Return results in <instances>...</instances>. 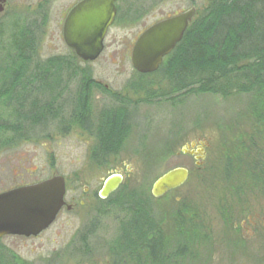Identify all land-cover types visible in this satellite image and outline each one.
<instances>
[{
    "label": "rangeland",
    "instance_id": "rangeland-1",
    "mask_svg": "<svg viewBox=\"0 0 264 264\" xmlns=\"http://www.w3.org/2000/svg\"><path fill=\"white\" fill-rule=\"evenodd\" d=\"M37 1L10 0L11 10L15 12L25 11V18L29 19L30 24L34 21L36 23L38 21ZM73 1L56 0V8L49 18L48 24L41 29H36L35 38L37 42L29 54L18 55L15 50L11 51V33L8 32V27L4 24L8 15H5V20L0 19V90L5 89L6 86L2 87V85H5V81L9 77L26 71L28 66H24L25 64L18 57L24 58L25 63L28 61L31 65L34 63L31 62L33 59H40L41 56V58H50L68 53L58 37L57 26L61 8ZM144 1H146V8L149 5L152 6V11L141 23V28L156 20L173 16L184 10L187 11L192 7H196L198 11L204 10L209 3L206 0ZM141 28L138 26L126 29L114 28L111 31L107 49L90 68L95 78L106 81L115 90L122 89L128 82L139 78V74L135 71L130 59L131 52H126L121 46V42L132 40V37ZM32 69L33 65L30 67L31 72ZM76 69H78L77 73H80V67H76ZM157 79L156 76L148 78L150 81ZM141 97L146 96L142 94ZM251 103L252 96L241 93L228 99L209 94L178 95L171 101L161 100L139 105L135 119L138 130L134 136L137 139L139 137L137 143L140 142L141 144L133 150L128 148L127 150L140 151L141 157L138 156L135 158L137 160L127 164L135 170V173L123 185L130 190L119 191L111 201L112 204L102 205L92 198H83V189L85 187L91 188V191L100 189L104 181L110 176L111 170L117 166L122 167L124 162L97 161L89 158L91 146L80 135L74 138L72 136L76 133L73 132L63 138L54 131L55 133L50 134L51 139L47 138L45 141L36 144L30 143L16 149H10L11 152L5 153L0 158V188L6 187V185L30 184L62 176L66 179L69 200L75 198L77 207L74 211L64 210L51 228L39 239L26 241L19 238H7L0 244V249H8L24 262L31 264H108L109 261L112 264L114 262L113 254H120L122 250H126L130 246L134 248L137 236L140 232L141 234L145 233L146 229L143 227L147 226L154 218L151 207H154L156 202L149 199L151 207L142 208L141 223L137 222L139 212L135 210L137 201L141 197L139 194L142 193L145 198H152L154 183L161 176L176 168L189 170L190 178L184 188L171 195L170 198L174 199V207L180 209L186 203L185 206L197 215L200 211L199 203H202L206 195L210 196L209 191H204L206 187H227L224 172L219 170L218 152L211 153L208 159V166L210 167L208 171L211 172L212 178H209L208 182L203 181L201 183L199 176L203 175V172L201 173L198 169L195 161L188 157L167 155L166 142L177 131L185 130V136H189L194 134L199 126L204 128L206 134H212L216 139L215 146L219 147L221 156L231 151L228 147H221L222 142L231 144L234 135L241 131L251 132L250 124L247 122V115L252 111ZM69 133L70 131L67 135ZM0 139H9V136H5L0 131ZM128 147L133 146L129 144ZM101 149L99 146H94L93 152L99 153ZM163 149L165 150L163 151ZM144 151H146V157H144ZM184 196L185 201L178 202L176 200ZM82 202L84 203L83 206L80 205ZM115 203H117L116 206H114ZM164 203L163 200L160 205L162 204L164 207ZM226 204L228 205L229 202ZM229 211L234 213L232 208ZM137 223L141 226L136 230L135 225ZM226 229L230 231L233 228L228 226ZM124 230H126L125 235L123 234ZM128 232L129 234H127ZM221 233H215V237L217 236L215 244L212 243L211 248H207V252H210L212 257L214 256L208 261L203 255L202 258L199 257L203 249L199 238L197 236H195L196 238L191 237L190 252L185 256V264H205V261H207L206 264H249L251 260L247 259L246 255L238 257V260L235 258L232 262L230 244L234 242L233 237L229 235L230 232L224 236ZM3 254L5 255V253ZM3 254L2 256H4ZM142 256L144 259L148 254L143 253ZM6 257L4 259L10 261L11 256L6 255ZM4 259H1L0 264H9ZM115 259L117 260V258ZM179 260V264H182V259L179 258ZM133 262L132 258L130 264Z\"/></svg>",
    "mask_w": 264,
    "mask_h": 264
},
{
    "label": "flooded vegetation",
    "instance_id": "flooded-vegetation-1",
    "mask_svg": "<svg viewBox=\"0 0 264 264\" xmlns=\"http://www.w3.org/2000/svg\"><path fill=\"white\" fill-rule=\"evenodd\" d=\"M86 1L88 0H74L60 10V19L57 26L58 37L68 53L50 58H41V56L40 59L30 60L32 63L34 62L31 65L28 61L25 63L24 58L18 57L25 64L24 66H28L26 71L9 77L5 81V85H2V87H6L0 90V131L5 136L8 135L9 139H0V158L8 153L10 149H16L30 143L36 144L45 141L47 138L51 139L50 134L54 131L58 132V136L63 138L74 132L76 134L72 137L75 138L80 135L91 146L89 158L97 161L124 162L122 167L117 166L111 170L110 176L121 174L126 178V182L135 173V170L127 164L137 160L136 157H141L140 151L127 150V148L133 150L141 144L140 142L137 143L139 137L137 139L134 136L138 130L135 120L136 112H138L137 107L144 103L141 97V79L139 76L138 79L128 82L122 89L115 90L106 81L95 78L90 68L107 49L108 37L111 31L114 28L126 29L136 28L137 26L141 28V23L151 13L152 6L149 5L146 8V1L144 0H117L116 17L105 37L104 51L96 61L86 62L67 44L65 38L67 19L74 10ZM150 1L153 2V0ZM25 2H28V0H25ZM37 3L38 21L36 23L34 21L30 24L29 19L25 18V11H12L10 0H6V4H4L5 11L0 14V19H4L5 15H8L4 24L8 27V32L11 33V51L15 50L18 55L29 54L34 49L33 46L37 42L35 38L36 29H41L48 24L57 2L56 0H38ZM184 12L185 10L173 16L156 20L150 25L142 27L132 37V40L122 41L121 46L124 50L131 52V62L135 44L148 29ZM32 65L31 72L30 67ZM76 67H80V73H77L78 69ZM47 70L50 71L47 72ZM35 72H38V74H34ZM69 131L70 133L67 135ZM253 142V140L249 141L247 146V154L251 159L246 162L247 171L244 173L245 181L242 186L234 188L206 187L204 190L209 191L210 196L206 195L202 203H199L200 211L198 210V214H195L197 219L192 224H194V229L195 226L197 228V237L203 248L199 257L203 255L207 261L214 257L210 252H207V248H211L212 243L215 244L217 239L215 233L220 234L222 232L221 234L224 236V234L230 232L229 235L234 240L230 244L232 262L235 258L238 260V257L246 255L247 259L251 260L249 264H264V140L256 141L260 144L258 149L253 147ZM129 144L133 147H128ZM215 144L216 139L213 135L206 134L204 128L198 126L194 134L189 136H185V130L173 133L169 141L167 140L165 149L167 155L171 157H188L194 160L196 164L201 163L200 167L197 166L198 169H201L205 168L209 156L214 153ZM94 146L102 148L101 151L99 153L93 152ZM185 149L190 153L185 154ZM201 151H203L202 154ZM144 152V157H146V151ZM44 181L6 185V187L0 188V195L37 185ZM102 187L95 191L85 187L82 197L92 198L102 205L112 204L111 201L119 191L130 190L121 186L108 199L103 200L100 197ZM184 187L185 185L168 192L160 198L153 195H151L152 198H145L142 193L139 194L141 197L137 201L135 210L139 212L137 222L141 223L142 208L151 207L150 200L156 202L154 207H151L154 218L147 226L143 227L146 229V234L140 232L135 240L134 248L127 251L122 250L120 254H113L114 262L112 264H130L132 258L133 264H175L173 262L174 248L179 243H182L181 259L182 264H185V204L182 208L175 209L174 199L170 198L172 194ZM140 198L144 202H140ZM163 200L165 202L164 207L162 204L160 205ZM176 200L178 202L185 201V196ZM65 202L67 205L61 210L60 214L64 210L74 211L76 209V199L69 200L68 188ZM226 202H229V204L227 205ZM83 204V202L80 203L81 206ZM116 205L117 203L114 204V206ZM230 208L234 209V213L229 211ZM139 223L135 225L136 230L141 226ZM228 226H232L233 229L229 231L226 229ZM125 231H123L124 235L126 234ZM45 232L37 237L30 238L5 236L0 238V244L7 238H19L26 241L39 239ZM144 242L149 243L145 247L146 250L142 246ZM143 253L148 254L144 259ZM6 255L11 256L10 261L4 259ZM1 259L8 261L9 264H31L30 262H24L8 249H0V261ZM207 261L204 263L206 264ZM108 264H110V261Z\"/></svg>",
    "mask_w": 264,
    "mask_h": 264
},
{
    "label": "trees",
    "instance_id": "trees-1",
    "mask_svg": "<svg viewBox=\"0 0 264 264\" xmlns=\"http://www.w3.org/2000/svg\"><path fill=\"white\" fill-rule=\"evenodd\" d=\"M139 76L141 92L146 96L142 102L148 104L171 101L178 95L209 94L225 99L241 93L252 96V111L247 115L251 132L241 131L234 135L231 144H220L231 151L220 156L217 145L214 151L218 152L225 185L242 186L246 162L251 159L247 154L248 143L253 140V147L258 149L260 144L256 141L264 140V0L208 3L204 10L197 12L183 41L165 58L160 69L154 74ZM155 76L156 81L148 80ZM209 168L207 162L205 168L199 169L203 172L199 176L201 183L212 178ZM191 211L185 206V256L190 252L191 237L198 235L192 224L197 216ZM181 244L174 248L175 264L180 263ZM148 245L144 242L142 246Z\"/></svg>",
    "mask_w": 264,
    "mask_h": 264
},
{
    "label": "water",
    "instance_id": "water-1",
    "mask_svg": "<svg viewBox=\"0 0 264 264\" xmlns=\"http://www.w3.org/2000/svg\"><path fill=\"white\" fill-rule=\"evenodd\" d=\"M206 1L210 3L214 0ZM116 3L117 0H88L67 19L66 42L84 61L94 62L103 53L105 37L116 17ZM4 4L6 0H0V14L5 11ZM197 11L196 7H192L148 29L132 51V65L135 71L141 75L156 73L164 59L183 40L197 16ZM189 153L185 149V154ZM201 165L197 163L198 167ZM189 178V170L173 169L154 183L152 195L160 198L185 185ZM125 179L121 174L108 177L100 192L101 199H108L124 184ZM66 192V179L56 176L37 185L0 195V238L39 236L53 225L67 205Z\"/></svg>",
    "mask_w": 264,
    "mask_h": 264
}]
</instances>
